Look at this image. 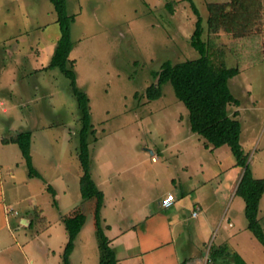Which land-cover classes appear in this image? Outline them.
Segmentation results:
<instances>
[{"label": "rangeland", "instance_id": "rangeland-1", "mask_svg": "<svg viewBox=\"0 0 264 264\" xmlns=\"http://www.w3.org/2000/svg\"><path fill=\"white\" fill-rule=\"evenodd\" d=\"M193 1L205 29L207 3L231 2ZM258 1L260 16L254 34L236 36L222 30L209 35L206 29L204 38L211 36L209 44L224 54L226 66L240 70L230 87L241 104L230 105L229 112L234 115L239 110L247 164L255 178H264V0ZM67 10L75 16L70 58L75 60L78 85L90 96L96 129L97 140L89 145L92 176L107 194L106 203H145L153 211L160 193L173 187V182L176 189L172 191L182 195L184 181L193 177L199 185L206 179L197 191L204 209L198 220H221L225 228L229 216L238 217L234 230L248 241L240 245L243 257L250 264H264V247L247 226L245 200L240 195H234L233 201L229 198L232 176L244 171L231 148L204 149L205 138L191 131L189 110L171 83L164 84L160 98L147 97V88L157 81L153 72L165 60L178 63L200 56L191 46L198 20L191 2L67 0ZM60 36L50 0H0V100L4 103L0 104V252L12 256L0 264H62L68 241L62 216L77 205L87 218L70 261L100 264L96 200H84L80 190L81 111L71 80L59 68L49 67ZM26 130L32 132L33 164L42 177L29 176L18 144L2 141ZM218 167L221 173L215 174ZM214 188H219L218 204L212 202ZM186 200L194 203L190 196ZM229 205L230 214L225 217L223 209ZM5 208L18 214L8 212L7 217ZM22 215H30L31 224H21ZM258 216L264 228V193ZM124 223L119 219L114 230L120 232ZM102 225L109 237L112 232ZM215 235L210 232L206 241L218 243L220 236ZM237 239L232 238L233 246ZM114 247L122 256L119 242ZM176 249L182 251L179 243Z\"/></svg>", "mask_w": 264, "mask_h": 264}, {"label": "trees", "instance_id": "trees-1", "mask_svg": "<svg viewBox=\"0 0 264 264\" xmlns=\"http://www.w3.org/2000/svg\"><path fill=\"white\" fill-rule=\"evenodd\" d=\"M57 14L61 36L56 44L49 67L59 68L70 80L71 88L77 99L81 111V127L78 132V157L82 173L80 176V190L84 200H96L94 214L95 226L99 236L101 251L100 264H118V258L111 245L110 238L106 235L102 225L101 209L105 201V193L93 179L90 157V140H97L96 129L92 122L91 99L86 91L80 88L75 70V60L70 58L75 44L72 39V23L74 15L67 10V0H50ZM198 16L196 28L191 35V46L200 56L182 62L173 63L165 60L160 69L154 71L157 81L147 88L149 100L163 96V86L171 83L175 94L189 110L190 129L205 138L206 148H219L228 145L236 157L237 166L243 167L242 177L237 185L236 194L245 200V214L248 228L264 247V228L259 219L260 200L264 193V178H255L247 164V158L241 145L242 125L238 119L239 110L234 115L229 112V106H240L241 101L234 95L230 87V80L240 73L238 67L226 66L224 54L212 50L209 40L204 34L224 32L236 33V36L254 34L259 20L260 10L256 5L258 0H231L229 3L208 2L207 28L205 29L202 17L193 0H188ZM233 20V24L230 23ZM257 26V27H256ZM242 30H245L243 32ZM241 32V34H240ZM4 143H16L21 149L22 156L29 168L30 177H42L33 164L31 153L32 132L21 131L9 138L3 139ZM51 191L53 187L48 186ZM84 210L78 206L69 214L62 216V221L68 231V241L64 250L62 264H71L70 256L75 247L77 235L86 222ZM233 255L236 264H247L236 252L230 250L228 245H212L210 258L217 262L222 256Z\"/></svg>", "mask_w": 264, "mask_h": 264}, {"label": "crops", "instance_id": "crops-1", "mask_svg": "<svg viewBox=\"0 0 264 264\" xmlns=\"http://www.w3.org/2000/svg\"><path fill=\"white\" fill-rule=\"evenodd\" d=\"M0 104H4L2 100H0ZM3 111L6 112L7 109L3 108ZM9 137H11V135L3 137V139ZM176 143L179 142H174V144ZM203 147L205 150L211 149V151L217 149L212 147L206 148L205 142L203 143ZM151 153L154 154L153 151H151ZM153 158H155L153 160H156L157 157L153 156ZM1 163L2 160L0 159V173L2 170ZM216 165L218 166V164ZM215 169L217 170L216 167ZM218 169L219 170L216 171L215 174L221 173V169L219 167ZM242 174L243 172L238 170L232 176L234 181L232 183L233 187L231 190L232 196L229 197L231 201H233L234 195H237L236 188ZM11 176H14L12 171ZM197 180L198 179L193 180V177H191L189 182L184 181L183 183L185 184V187L182 190V195H176L172 191V189H176V187H174L176 182H173V187L160 193L161 195L156 199L153 211H151V209L149 211V205H146L145 203H139V205H136L134 203L123 204L111 202L110 204H107V200L105 199L101 213L102 211H107V214L103 215V212L101 218L104 226L108 229V231L112 232V234L109 235V238L112 247L116 252L119 261L118 264H236L233 255H228L227 257L224 255L219 258L217 262L212 261L210 258L211 245H228L230 250L236 251L247 264H250L245 260V257H243V253L240 249V245L245 243L247 240L244 242L241 237H238V232L234 230V224L238 217L234 218L229 216L228 224H225V228H222L221 220H218V223L212 222L208 218L198 220L201 213H204V209L201 207V201L197 191L199 188L204 187L202 184L203 182L206 183V179L204 181L202 180L203 182L199 183V185V180ZM229 180H231V178ZM132 187V189L137 191V188L134 187V185ZM218 189L219 188H214V190H211V195L214 199L212 202H217V204L220 201ZM140 191L141 188H139V193H141ZM168 193H173L176 196V202L171 207L165 208L162 206L161 200ZM106 196L107 194L105 193V198ZM134 196L136 195L130 194L131 198H134ZM189 196V201L194 203L191 204L186 200ZM117 197L119 198L118 195ZM230 207L231 205L228 206L227 210H225V208L223 209V216L227 217V215L230 214ZM196 210L198 211L197 217L193 216V212ZM206 211L207 210H205V212ZM8 212L9 211L7 209V217L9 216ZM12 214L17 215L18 212L17 214ZM29 216L22 215L19 218L21 224H31V220H29L31 216ZM119 219L125 222V228L121 229L120 232L114 230ZM22 220L26 221L22 222ZM217 227H220L218 231ZM176 229H178L179 232H177ZM187 230H189V232H187ZM230 230L232 231L230 232ZM210 232L216 234L215 238L220 236V241L218 243L212 242L211 244L206 241ZM177 233V236L181 237L183 235L180 242V237H174ZM232 238H238L235 240V246L232 245L233 242L231 243ZM114 242H119V246L122 249L121 252L123 253L122 256L117 253L116 247H114ZM178 243L181 245V252H177L176 245H178ZM76 246L77 244H75L72 254L75 253ZM236 246L238 247L236 248ZM229 258H232L233 260L231 261ZM6 259H12V256L7 253L0 252V260ZM80 262L82 263V261ZM71 264H73V262Z\"/></svg>", "mask_w": 264, "mask_h": 264}, {"label": "built area", "instance_id": "built-area-1", "mask_svg": "<svg viewBox=\"0 0 264 264\" xmlns=\"http://www.w3.org/2000/svg\"><path fill=\"white\" fill-rule=\"evenodd\" d=\"M155 159V158H153ZM176 202V196L173 193H168L166 196H164L161 200V204L165 208L171 207L174 203ZM8 211L10 213H15L17 214L16 211H14L12 208H8ZM193 216L197 217L198 216V211L193 212Z\"/></svg>", "mask_w": 264, "mask_h": 264}, {"label": "water", "instance_id": "water-1", "mask_svg": "<svg viewBox=\"0 0 264 264\" xmlns=\"http://www.w3.org/2000/svg\"><path fill=\"white\" fill-rule=\"evenodd\" d=\"M150 151H152V150H150ZM26 220H22V222H25Z\"/></svg>", "mask_w": 264, "mask_h": 264}]
</instances>
